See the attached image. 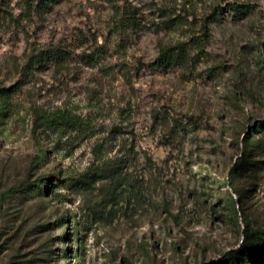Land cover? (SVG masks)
I'll return each mask as SVG.
<instances>
[{"label": "rangeland", "instance_id": "rangeland-1", "mask_svg": "<svg viewBox=\"0 0 264 264\" xmlns=\"http://www.w3.org/2000/svg\"><path fill=\"white\" fill-rule=\"evenodd\" d=\"M47 3L0 0V264H264V0Z\"/></svg>", "mask_w": 264, "mask_h": 264}, {"label": "trees", "instance_id": "trees-1", "mask_svg": "<svg viewBox=\"0 0 264 264\" xmlns=\"http://www.w3.org/2000/svg\"><path fill=\"white\" fill-rule=\"evenodd\" d=\"M61 0H49V3L46 4L45 8H49L52 5H57ZM27 7H31L33 4V0H23ZM235 12H242L239 10V7L234 9ZM244 10V8H242ZM201 43H196V45ZM174 48L171 49H162L159 57L155 61V66L158 68H171L181 62V53L176 55L175 57L171 54H174ZM36 65L40 64L41 61L46 60L49 62H54L55 64H59L63 62V54L59 49L50 48L47 50L39 51L38 55L35 57ZM63 128L68 129L69 131L79 130L81 127V122L76 117L66 114V113H57L50 121L49 128ZM260 233V234H259ZM258 235H262L264 230L260 231Z\"/></svg>", "mask_w": 264, "mask_h": 264}]
</instances>
